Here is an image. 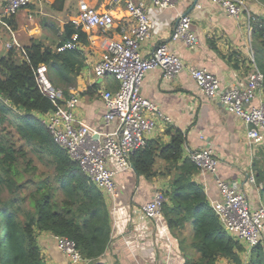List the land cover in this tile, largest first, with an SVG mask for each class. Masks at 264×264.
I'll use <instances>...</instances> for the list:
<instances>
[{
  "label": "crops",
  "instance_id": "0c3cea01",
  "mask_svg": "<svg viewBox=\"0 0 264 264\" xmlns=\"http://www.w3.org/2000/svg\"><path fill=\"white\" fill-rule=\"evenodd\" d=\"M88 1L99 11L110 9L116 19V27L108 33L98 29L84 31L85 37L77 43L84 64L66 99L78 97L73 106L76 126L86 125L112 132L117 128V121L109 125L104 123L106 107L101 91L117 90L119 82L111 75L97 77L94 67L105 55L108 42L118 39L121 29L129 27L133 18L124 3ZM194 1L175 0V6L167 9L148 5L152 30L151 37L142 42V55L149 56L160 42H164L185 65L205 68L219 77L222 90L232 85L247 86L256 65L253 36L247 19L238 21L229 16L214 0H198L197 4ZM5 3L6 0H0V14ZM263 6L254 1L249 3L248 8L262 17ZM77 11V0H33L12 17L0 20V55L8 52V43L19 50L31 40L56 45L64 25L72 21ZM185 12H189L193 19L191 29L197 37L194 48L171 37ZM142 93L170 118V121H165L157 114L147 112L158 120L147 141L167 144L175 130H181L185 143L180 163L190 158L192 151L210 147L219 158L217 175L237 184L254 206L264 204V155L261 149L264 143L259 146L250 144L247 126L241 118L229 112L219 100L205 97L186 69L173 80H166L159 69L150 70L144 77ZM110 165L115 166L112 161ZM168 166L167 161L158 158L154 165L155 173L151 176L139 174L132 167L116 174L117 192L106 194L112 224L111 241L104 255L91 264H187L199 259L190 232V222L194 221L186 222L185 227L174 234L169 229L165 214L162 222L158 223L148 219L142 211L143 205L152 199L156 191L162 190L165 195L170 191L173 175L167 170ZM217 175L201 170L192 175L195 182L203 185L212 206L221 199L216 184ZM168 200L167 197L170 204ZM262 234L260 244L264 249V228ZM232 236L239 240L237 236ZM38 240L46 264H69L57 248L54 234L40 232ZM239 241L243 248L237 252L239 261L219 257L215 264H253L254 249L247 250L245 243Z\"/></svg>",
  "mask_w": 264,
  "mask_h": 264
},
{
  "label": "trees",
  "instance_id": "16d2710c",
  "mask_svg": "<svg viewBox=\"0 0 264 264\" xmlns=\"http://www.w3.org/2000/svg\"><path fill=\"white\" fill-rule=\"evenodd\" d=\"M252 24L255 64L264 73V16ZM75 35L78 41L85 37L70 21L56 45L31 40L22 50L12 47L0 55V126L12 125L18 136L15 139L13 131L0 129V264H46L38 240L40 232L71 239L84 258L92 261L104 255L111 241L106 193L55 141L41 119L64 101L47 96L37 70L45 64L49 80L68 97L84 60L77 48H58L73 41ZM23 142L32 146L40 161L45 163L47 158L50 171L38 173L39 167ZM184 143L181 130H175L167 144L147 141L133 154L132 166L139 174L151 176L158 158L169 163L167 170L173 176L166 195L170 204L166 201L163 205L169 229L175 234L186 222L194 221L192 243L200 252L198 260L187 264H215L219 257L239 261L240 241L221 224L203 185L192 179L198 166L190 158L180 163ZM25 173L28 177L23 179ZM28 184L33 188L25 194L22 190ZM5 190L7 197H3ZM25 203L27 209L22 206ZM253 249L252 263L264 264L261 244Z\"/></svg>",
  "mask_w": 264,
  "mask_h": 264
},
{
  "label": "built area",
  "instance_id": "2783aa9c",
  "mask_svg": "<svg viewBox=\"0 0 264 264\" xmlns=\"http://www.w3.org/2000/svg\"><path fill=\"white\" fill-rule=\"evenodd\" d=\"M32 2L33 0H6L0 20L12 17ZM77 2L78 11L72 19L76 27L82 31L98 29L105 33L115 29L116 19L110 9L99 11L88 0ZM214 2L236 20L246 18L250 34L253 32L252 23L258 20V15L249 10L250 0ZM121 3L125 4L133 23L121 29L118 39L108 42L105 55L94 67L97 77L111 75L119 82L117 90L101 91L106 107L104 123L109 125L117 121L114 131L103 132L86 125L76 126L73 106L78 102V97L66 99L64 90L54 86L49 80L45 64H41L37 70L38 81L47 96L53 101L66 100L56 110L42 115V122L50 130L55 141L67 150L70 157L80 164L82 170L101 190L106 194H116V174L131 168L133 154L146 146L148 135L158 125L156 117L149 116L147 112L170 121L158 105L142 93L144 77L150 70L159 69L166 80H173L186 69L205 97L219 100L229 112L245 122L250 144L259 146L264 143V73L256 65L249 76L247 86L232 85L222 90L219 77L205 68L185 65L164 42H160L146 57L141 53V46L143 41L151 37L152 21L148 14V5L167 9L175 6V0H112V4ZM192 21L190 14L181 15L171 35L173 40H182L190 48H194L197 42L196 34L191 29ZM77 38L75 35L73 41L65 43L58 50L77 48ZM7 47L12 48V44L8 43ZM255 100H258V103H255ZM190 159L199 170L217 175L219 158L212 148L196 149L191 152ZM111 161L115 166L110 165ZM216 184L221 199L213 204V209L221 224L231 235L244 242L247 250H252L262 241L264 204L254 206L249 196L241 191L237 184H232L218 175ZM166 201L165 193L158 190L152 199L143 205L142 211L148 219L161 223ZM55 241L69 264H91L92 260L84 258L71 239L55 235Z\"/></svg>",
  "mask_w": 264,
  "mask_h": 264
},
{
  "label": "rangeland",
  "instance_id": "374dc122",
  "mask_svg": "<svg viewBox=\"0 0 264 264\" xmlns=\"http://www.w3.org/2000/svg\"><path fill=\"white\" fill-rule=\"evenodd\" d=\"M254 1H255L256 3H257V1H258L259 3H261V4L264 5V0H250V2H254ZM263 7H264V6H263ZM263 96H264V92H263ZM0 129H5L6 131H10V130L13 131L12 134H15V135H14V136H15V139H17L18 136L16 135L15 130H14V128L12 127V125L6 123L5 125H1V126H0ZM18 145H20V144H18ZM23 146L29 150V151H28L29 156H32L34 164L37 165V166L39 167V171H38V173L47 172V171H50V170H51V168L47 165V158H45V154H42L41 152H37L38 154L42 155V156L45 158L46 161H45V163H44V162L40 161L38 155H36V153H34V152L32 151V146H31L30 144H28V147H27V145L23 142ZM263 146H264V145H263ZM261 149H263V150H262V151H263L262 154L264 155V147H262ZM27 177H28V174L25 173L24 176H23V179H25V178H27ZM23 179H22V180H23ZM32 188H33L32 184H28V186L25 187V189L22 190V192L26 194V193H28ZM7 196H9V193H8L7 190H5L4 193H3V197H7ZM22 206H23V208H26V209L29 207L28 203H25V204H23ZM190 224H191V225H190V229L192 230V229H193V226H194V222H193V223L190 222ZM190 232H191V231H190ZM195 251H196L197 253H199V257H200V252L198 251V249H196Z\"/></svg>",
  "mask_w": 264,
  "mask_h": 264
},
{
  "label": "water",
  "instance_id": "95a60500",
  "mask_svg": "<svg viewBox=\"0 0 264 264\" xmlns=\"http://www.w3.org/2000/svg\"><path fill=\"white\" fill-rule=\"evenodd\" d=\"M197 2H198V0H195L194 1V4H197ZM189 12H185L183 15H187ZM132 168H133V166H132Z\"/></svg>",
  "mask_w": 264,
  "mask_h": 264
}]
</instances>
